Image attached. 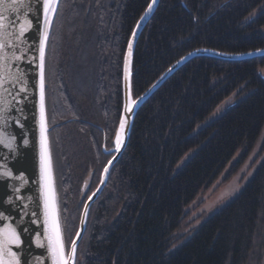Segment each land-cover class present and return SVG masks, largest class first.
<instances>
[{
    "label": "trees",
    "instance_id": "1",
    "mask_svg": "<svg viewBox=\"0 0 264 264\" xmlns=\"http://www.w3.org/2000/svg\"><path fill=\"white\" fill-rule=\"evenodd\" d=\"M149 2L59 1L44 59L52 166L64 171L67 148L87 161L93 136L99 152L110 147L126 45ZM262 27L264 0H160L134 50L133 97L193 50H263ZM263 127L264 56L189 61L136 113L127 146L90 208L76 264H245L264 209V157L239 193L177 247L175 232L199 194L236 172ZM79 212L59 196L67 248Z\"/></svg>",
    "mask_w": 264,
    "mask_h": 264
},
{
    "label": "water",
    "instance_id": "2",
    "mask_svg": "<svg viewBox=\"0 0 264 264\" xmlns=\"http://www.w3.org/2000/svg\"><path fill=\"white\" fill-rule=\"evenodd\" d=\"M59 1L55 6L56 11ZM159 1L150 0L128 39L122 64L120 115L112 147L105 151L112 156L102 170L97 187L82 207L77 231L66 249L49 148L45 83L43 117L40 90V50L43 45L45 59L47 31L56 11L46 15L44 0H23L21 3L0 0V15L4 18L8 33L6 47L0 51V139L3 140L0 143V232L9 227L15 229L20 244L9 247L16 254L19 264H53L48 247L50 216L46 199L49 190L65 254L70 257L74 246L76 264L77 249L86 230L90 208L104 189L111 169L127 146L136 113L181 67L198 57L237 62L264 56V49L241 54L196 49L179 58L140 96L134 98L131 84L134 50ZM9 20H12L14 26L9 25ZM122 121L123 131L120 128ZM117 135L120 136L119 150ZM7 172L11 175H5Z\"/></svg>",
    "mask_w": 264,
    "mask_h": 264
},
{
    "label": "rangeland",
    "instance_id": "3",
    "mask_svg": "<svg viewBox=\"0 0 264 264\" xmlns=\"http://www.w3.org/2000/svg\"><path fill=\"white\" fill-rule=\"evenodd\" d=\"M261 32L264 33V27L261 28ZM263 141L264 127L261 132L260 138L257 141V144L255 145L253 150L248 154L242 164H240L236 168V172L227 180H225L226 176L223 178L222 175L221 178L209 190L199 194L194 203L188 208V212L191 213L189 219L185 224L182 225V227H180L175 232L176 239L179 240L175 247L185 242L208 217H210L222 205H224L226 202H228L236 194L239 193V191L243 188V186L253 175L257 166L260 164L264 157V151L262 150ZM102 146L103 150L105 151L111 149L110 147H112V145H110V147L108 148L105 144ZM63 151L64 155H62L61 161L65 158V161L69 160V164L66 166L64 171H61V177L59 178L60 188L59 194L57 193L58 203L59 195L63 197H66L67 195L68 202L72 204H77L75 191L76 188L78 189L79 187V184H77L78 180L82 177L84 171H86L85 161H83L80 156H78V153L74 152L73 150L71 151V155L68 148L67 151H65V149ZM107 156L108 155L106 154V158ZM237 156L238 155L235 156V159L237 158ZM234 160L232 162H234ZM56 165L59 168V164L56 163ZM65 183L69 184V186H65ZM88 183L89 177L85 179L84 184L82 185V192L87 189ZM63 202L65 203L66 199H64ZM81 210L82 209H80L79 214H81ZM245 264H264V209L263 213L259 217V224L254 238L253 247L249 253L248 259Z\"/></svg>",
    "mask_w": 264,
    "mask_h": 264
},
{
    "label": "snow or ice",
    "instance_id": "4",
    "mask_svg": "<svg viewBox=\"0 0 264 264\" xmlns=\"http://www.w3.org/2000/svg\"><path fill=\"white\" fill-rule=\"evenodd\" d=\"M10 2L14 3H21L23 0H10ZM155 2V0H154ZM58 3V0H44V10L45 14L47 15L49 12H55L56 11V4ZM151 8V5L149 6ZM3 16L0 15V51H3V49L6 47L7 39H8V33L5 30V24L3 23ZM9 25L14 26L12 20H9ZM40 60H41V82H40V90H41V111H42V117H43V100H44V48L43 45L41 46L40 50ZM121 131L124 129V123L121 122L120 125ZM3 140L0 139V143H2ZM117 144V150H119L120 145V136L117 135L116 139ZM45 157H46V150H45ZM5 175H11L10 172L5 173ZM46 208L49 209V236H48V247L49 251L51 252V256L53 259V264H74L75 256H76V248L73 246L71 248V254L70 257L66 256L65 254V248L62 241L61 236V230L59 227V224L55 217V208H54V202L52 193L49 190L47 193V199H46ZM20 244L19 236L17 235L15 229L12 228H6L3 230V232H0V264H19V262L16 260V254L11 251L10 245Z\"/></svg>",
    "mask_w": 264,
    "mask_h": 264
},
{
    "label": "flooded vegetation",
    "instance_id": "5",
    "mask_svg": "<svg viewBox=\"0 0 264 264\" xmlns=\"http://www.w3.org/2000/svg\"><path fill=\"white\" fill-rule=\"evenodd\" d=\"M102 145H101L100 152H99L98 146L96 145L95 136L90 138L89 159H87V161H85L86 171H84L82 177L78 180L77 184H79V187H78V189L76 188V191H75L76 199H77V205L80 207V209H82L85 201L88 199L90 194L97 187L99 180H100L102 170L107 163L106 161H108L109 158H111V156H112V155H108V159L107 160L105 159L106 153H105V150H103ZM53 171H54L56 190H57V193L59 194V188H60L59 178L61 177V170L58 168L56 163L55 164L53 163ZM87 177H89L88 187L84 192H82V190H81L82 185L84 184V181ZM66 185L69 186V184L65 183V186Z\"/></svg>",
    "mask_w": 264,
    "mask_h": 264
}]
</instances>
